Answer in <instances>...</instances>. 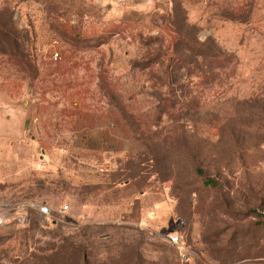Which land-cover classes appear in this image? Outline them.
Wrapping results in <instances>:
<instances>
[{
    "label": "rangeland",
    "instance_id": "obj_1",
    "mask_svg": "<svg viewBox=\"0 0 264 264\" xmlns=\"http://www.w3.org/2000/svg\"><path fill=\"white\" fill-rule=\"evenodd\" d=\"M0 264H264V0H0Z\"/></svg>",
    "mask_w": 264,
    "mask_h": 264
},
{
    "label": "built area",
    "instance_id": "obj_2",
    "mask_svg": "<svg viewBox=\"0 0 264 264\" xmlns=\"http://www.w3.org/2000/svg\"><path fill=\"white\" fill-rule=\"evenodd\" d=\"M49 47H50V52H51V58L54 61L59 60L61 58L59 41L57 39L51 40ZM39 211L43 215H50L52 213V209L47 205L39 206ZM171 241L172 243L178 244L180 242V238L178 235H175V236H172Z\"/></svg>",
    "mask_w": 264,
    "mask_h": 264
},
{
    "label": "trees",
    "instance_id": "obj_3",
    "mask_svg": "<svg viewBox=\"0 0 264 264\" xmlns=\"http://www.w3.org/2000/svg\"><path fill=\"white\" fill-rule=\"evenodd\" d=\"M198 172H199L200 174H204V172H203L202 169H198Z\"/></svg>",
    "mask_w": 264,
    "mask_h": 264
}]
</instances>
